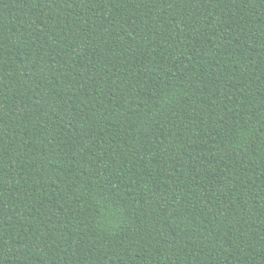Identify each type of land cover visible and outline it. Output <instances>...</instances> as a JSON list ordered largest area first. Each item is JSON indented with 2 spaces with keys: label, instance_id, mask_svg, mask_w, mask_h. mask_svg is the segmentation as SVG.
Segmentation results:
<instances>
[{
  "label": "trees",
  "instance_id": "16d2710c",
  "mask_svg": "<svg viewBox=\"0 0 264 264\" xmlns=\"http://www.w3.org/2000/svg\"><path fill=\"white\" fill-rule=\"evenodd\" d=\"M0 264H264V0H0Z\"/></svg>",
  "mask_w": 264,
  "mask_h": 264
}]
</instances>
